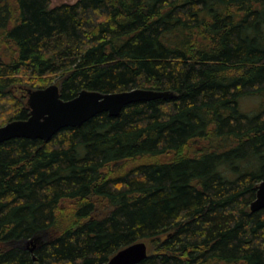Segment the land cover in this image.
<instances>
[{"label": "trees", "instance_id": "16d2710c", "mask_svg": "<svg viewBox=\"0 0 264 264\" xmlns=\"http://www.w3.org/2000/svg\"><path fill=\"white\" fill-rule=\"evenodd\" d=\"M51 4L0 0V126L57 78L64 100L175 97L0 143V264H106L137 242L139 264H264V0Z\"/></svg>", "mask_w": 264, "mask_h": 264}, {"label": "water", "instance_id": "95a60500", "mask_svg": "<svg viewBox=\"0 0 264 264\" xmlns=\"http://www.w3.org/2000/svg\"><path fill=\"white\" fill-rule=\"evenodd\" d=\"M30 116L0 126V143L14 138L40 139L48 142L64 128L80 127L90 119L107 112L116 117L128 105L159 99H172V91L133 89L116 93L84 90L71 100L61 97L60 87L52 84L42 89H26ZM264 209V180L259 184L251 212ZM33 251V250H32ZM149 257L146 242H137L118 251L106 264H139Z\"/></svg>", "mask_w": 264, "mask_h": 264}, {"label": "rangeland", "instance_id": "374dc122", "mask_svg": "<svg viewBox=\"0 0 264 264\" xmlns=\"http://www.w3.org/2000/svg\"><path fill=\"white\" fill-rule=\"evenodd\" d=\"M78 0H51V7L53 8V7H57V6H59V5H62V4H65V3H67V4H74V3H76ZM50 83H49V85L48 86H50V85H52V84H58V85H60L61 84V80L59 79V78H57V79H55V80H50L49 81ZM48 86H46V87H48ZM45 87V88H46ZM27 88H30V89H38V88H32V86H28ZM21 91V90H20ZM22 92V91H21ZM24 96V97H23ZM18 97L21 99V100H23L25 103H27V98H28V96H27V93H18ZM253 98V99H252ZM252 98H249V100L248 99H246V100H244L243 102H242V104H243V110L244 111H246V112H251V111H254V110H256L257 108H258V106L259 105H261V100L260 99H258V98H255V97H252Z\"/></svg>", "mask_w": 264, "mask_h": 264}, {"label": "bare ground", "instance_id": "6f19581e", "mask_svg": "<svg viewBox=\"0 0 264 264\" xmlns=\"http://www.w3.org/2000/svg\"><path fill=\"white\" fill-rule=\"evenodd\" d=\"M156 91V90H155Z\"/></svg>", "mask_w": 264, "mask_h": 264}]
</instances>
